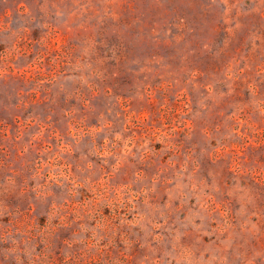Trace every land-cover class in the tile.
<instances>
[{
	"label": "rangeland",
	"instance_id": "obj_1",
	"mask_svg": "<svg viewBox=\"0 0 264 264\" xmlns=\"http://www.w3.org/2000/svg\"><path fill=\"white\" fill-rule=\"evenodd\" d=\"M0 264H264V0H0Z\"/></svg>",
	"mask_w": 264,
	"mask_h": 264
}]
</instances>
